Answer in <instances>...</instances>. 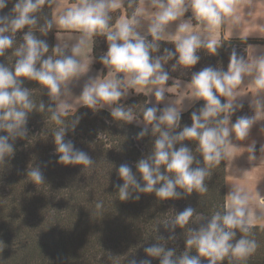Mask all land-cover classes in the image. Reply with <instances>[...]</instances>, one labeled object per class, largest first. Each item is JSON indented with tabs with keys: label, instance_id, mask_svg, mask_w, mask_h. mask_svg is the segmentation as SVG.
Returning a JSON list of instances; mask_svg holds the SVG:
<instances>
[{
	"label": "clouds",
	"instance_id": "9594fccd",
	"mask_svg": "<svg viewBox=\"0 0 264 264\" xmlns=\"http://www.w3.org/2000/svg\"><path fill=\"white\" fill-rule=\"evenodd\" d=\"M9 3L10 11L0 14V57L11 50L15 59L11 65L0 63V133H6L0 135V163L13 157L17 139L27 138L28 116L37 112L47 114L58 126L52 133L56 163L91 169L96 162L66 139V133L75 132L81 120L76 115L65 119L74 101H79L76 112L79 107L93 113L107 108L115 122L140 127L136 140L149 135L153 138L150 153L136 162L135 172L128 163L116 169L118 180L123 182L113 184V188L121 202L139 201L141 194H154L158 201L205 194L210 170L225 162L230 150L243 149L249 161L264 158V144H260L257 157L255 139L247 145L233 142V138L236 142L248 140L261 122L259 118L264 117V49L248 45L245 55H239L233 48L226 70L222 66L203 67L192 72L188 81L172 78L166 70L174 61L171 72L184 76L200 62L201 52L217 56L233 38L243 42L253 36L264 39V14L252 19L256 6H264V0H248V4L244 0H0V13ZM118 9H131V13L114 21L112 13ZM53 29L56 34H75L74 42H58L50 50L37 33L46 37ZM222 32H227V41L220 38ZM18 33H23L20 40ZM98 37L105 39L107 51L99 56L102 70L93 76L89 73ZM162 42L173 49L164 48L158 54ZM85 50L89 55L82 60ZM83 77L87 79L82 90L74 96L71 86ZM25 80L43 86L40 91L46 90L47 105L33 99V90L23 86ZM175 90L178 93L166 100ZM130 92L154 97L155 103L145 100L146 106L137 115L136 105L121 103ZM248 94L253 115H241L232 122L233 115L244 108L242 98ZM200 101L203 105L199 110L191 112V125L182 127L183 112ZM259 133L264 135V124ZM185 142H194L195 150ZM26 176L35 185L45 184L39 166L28 167ZM256 196L264 200L258 191ZM224 201L222 209L210 216L189 206L173 211L174 215L164 221L167 241H175L177 228L183 230V252L166 247L161 236L143 249L144 258L132 256L127 264H152V259L159 264H246L259 246L250 227L252 194L232 185ZM95 207L101 209L103 201ZM255 215L258 223L264 221V216ZM193 252L196 254L191 255Z\"/></svg>",
	"mask_w": 264,
	"mask_h": 264
},
{
	"label": "trees",
	"instance_id": "16d2710c",
	"mask_svg": "<svg viewBox=\"0 0 264 264\" xmlns=\"http://www.w3.org/2000/svg\"><path fill=\"white\" fill-rule=\"evenodd\" d=\"M11 7L9 3L0 14L8 13ZM44 11L47 15L49 9ZM123 13L124 16L130 14L131 9L116 10L112 13L113 20ZM54 34L52 30L46 37L39 33L37 36L46 40L51 50L55 46ZM22 35L18 33L17 40ZM263 44L264 39L248 38L243 42L233 38L217 56L201 52L200 62L184 76L171 72L174 61L166 65V70L172 78L188 81L192 72L203 67L222 66L226 70L233 48L239 55H245L248 45ZM164 48L173 49V46L162 42L158 54H162ZM105 51V39L95 38L92 55L96 58V68L101 67L99 56ZM14 59L8 50L0 57V63L11 65ZM23 86L33 90L31 94L37 103L40 100L46 105L49 103L46 90L40 91L43 86L28 80ZM145 100L144 95H135L121 103L136 105L134 111L140 115L146 106ZM202 105L203 101L197 102L182 114V127L191 125V112L198 111ZM243 109L233 115L232 122L241 115L250 116L246 104ZM75 115L81 117L80 124L75 132L66 133V139H71L76 148L87 152L96 162L91 169L83 171L80 166L65 167L56 163L52 133L58 126L47 114L37 112L28 116L27 138L17 139L13 157L6 158L5 164L0 163V264H127L132 256L144 258L143 249L161 236L165 238L166 247L175 248L179 254L185 250L183 230L177 228L175 241H167L169 232L163 226L164 221L174 215L173 211L191 206L197 213L210 216L214 210L222 209L226 195V161L210 170L211 176L206 181L209 191L205 194L193 193L168 201H158L154 194H141L139 201L121 202L113 188V184L123 182L118 180L116 169L128 163L135 172L136 162L150 153L153 138L149 135L136 140L140 127L135 123L115 122L106 109L93 113L79 107L77 112L69 111L66 121ZM185 144L193 151L196 148L194 142ZM31 166L41 168L45 184L35 185L27 178L26 171ZM98 201H103L99 210L95 207ZM250 227L259 246L246 264H264V225ZM152 264H159V260L152 259Z\"/></svg>",
	"mask_w": 264,
	"mask_h": 264
},
{
	"label": "crops",
	"instance_id": "0c3cea01",
	"mask_svg": "<svg viewBox=\"0 0 264 264\" xmlns=\"http://www.w3.org/2000/svg\"><path fill=\"white\" fill-rule=\"evenodd\" d=\"M244 3L248 4V0H244ZM256 8V17H253L252 19H256L257 17H260L262 14H264V6L257 5ZM245 11L247 12V10ZM121 16H124V13ZM172 27H175V25H173ZM63 34L68 33H58L57 36H62ZM224 36L228 38L227 32H224ZM57 38L58 37H56V40ZM249 38L256 37L253 36ZM259 46L264 49V45ZM250 91L251 89H245V92ZM248 95L251 97V94ZM247 102L249 103V101ZM259 120L261 122L254 126L248 140L244 142H236L233 138V142L247 145L251 142V140L255 139L257 141V148L259 149L260 144H264V135H261L259 133L261 124H264V117H260ZM256 155L257 157H259V151H257ZM226 175L227 193L231 190L232 185H235L245 188L249 193L252 194L251 207L254 214L250 217L252 221V224L250 226L264 225V221L259 223L257 222L255 215L256 213H259L264 216V200H261L256 196L257 191L261 196H264V158H261L257 161H249L248 155L247 153H243V149L230 150L226 160Z\"/></svg>",
	"mask_w": 264,
	"mask_h": 264
},
{
	"label": "rangeland",
	"instance_id": "374dc122",
	"mask_svg": "<svg viewBox=\"0 0 264 264\" xmlns=\"http://www.w3.org/2000/svg\"><path fill=\"white\" fill-rule=\"evenodd\" d=\"M188 15H190V13H188ZM185 18H187V16L185 17ZM173 29H174V27H172ZM54 30V29H53ZM55 31V30H54ZM74 36H75V34H63L62 36H57V34H56V31H55V34H54V37H55V45L59 42L61 45H63L64 43H72V42H74ZM56 37H58L57 38V40H56ZM221 37H224V38H227V37H225L224 36V32H222L221 33ZM220 37V38H221ZM264 45V44H263ZM253 46H259V45H253ZM260 47V46H259ZM251 51V50H250ZM89 55V53H88V51L87 50H85V52L84 53H82V55H81V59L82 60H86V57ZM102 70V65H101V67L100 68H96L95 67V62L91 65V71H90V73H89V75H96V73L98 72V71H101ZM105 73H106V70H103ZM87 79V77H83L81 80H80V82L78 83V84H76L75 86H71V92H72V94L74 95V96H79V94H80V92H81V90H82V86H83V83L85 82V80ZM171 83H172V80L170 79L169 80V82H168V84L169 85H171ZM178 93V90H175V91H173V92H170L169 93V95L168 96H166V100L167 99H169V98H172L171 97V95H176ZM135 95H137V94H134V93H131L130 92V94H129V96H128V98L127 99H125V100H122L121 102H125V101H127V100H129L131 97H133V96H135ZM142 95V94H141ZM242 96H243V94H242ZM146 97V96H145ZM147 98V100L148 99H150V100H152V103L154 104L155 103V100H154V97H146ZM249 101L250 100V96L249 95H247L246 97H244V98H242V102H243V104H246L248 107H249V103L246 101ZM76 104H79V101H74V106L72 107V108H70L69 109V111H75L76 110V107H75V105ZM151 106H152V104H150ZM185 105L187 106V101L185 102ZM194 105V104H193ZM192 105V106H193ZM191 106V107H192ZM159 107H164V104H160L159 105ZM191 107H188L187 108V110L185 111V112H183V113H186ZM106 110H108L107 108H105ZM249 110H250V116L251 115H253V111L250 109V107H249ZM109 111V110H108ZM241 111H244V109H242ZM257 151H258V148H257ZM226 194H227V175H226Z\"/></svg>",
	"mask_w": 264,
	"mask_h": 264
}]
</instances>
